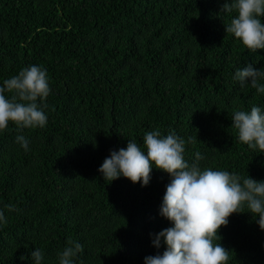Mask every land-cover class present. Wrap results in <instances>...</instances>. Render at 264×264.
I'll list each match as a JSON object with an SVG mask.
<instances>
[{"label":"trees","instance_id":"1","mask_svg":"<svg viewBox=\"0 0 264 264\" xmlns=\"http://www.w3.org/2000/svg\"><path fill=\"white\" fill-rule=\"evenodd\" d=\"M223 3L0 0V87L31 65L47 71L50 87L43 128L10 122L0 132V264H35L36 249L41 264H59L70 240L83 247L74 264H145L162 255L166 246L153 241L172 227L160 214L171 177L153 167L142 187L99 172L129 140L143 147L149 131L196 137L186 144L189 163L200 152L202 169L264 182V153L232 127L236 110H264V94L234 79L248 64L264 69V49L226 33L235 13L221 12ZM243 211L219 229L218 242L232 253L228 264H264L259 217Z\"/></svg>","mask_w":264,"mask_h":264},{"label":"clouds","instance_id":"2","mask_svg":"<svg viewBox=\"0 0 264 264\" xmlns=\"http://www.w3.org/2000/svg\"><path fill=\"white\" fill-rule=\"evenodd\" d=\"M235 13L225 26L226 33L242 41L245 48L256 52L264 49V0H224L220 10ZM234 79L241 87L250 82L258 94H264V69L252 64L238 69ZM6 93L8 95H6ZM50 94L47 71L36 65L22 69L18 75L3 82L0 87V132L9 123L17 128H43L48 120L41 104ZM38 100L41 103H38ZM232 127L238 139L252 150L264 153V110L253 106L248 111L236 110ZM187 140L174 131L162 135L159 129L144 135L143 147L129 140L126 149L112 151L99 168L104 180L114 181L123 176L133 184H149L153 167L170 177L160 209V214L172 227L156 235L153 245L166 246L162 255L148 256L145 264H228L231 254L218 242V231L226 227L234 213H243L246 206L253 217H259L258 225L264 231V182H257L248 175L241 177L228 171L202 169L204 159L196 152L195 161L185 159ZM17 143L28 150L29 141L17 136ZM7 211H16L15 205H7ZM0 223H7L5 211L0 209ZM83 251L81 244L69 241L58 253L59 264H74V258ZM35 264H41L43 253L36 249L31 253ZM23 259V258H22Z\"/></svg>","mask_w":264,"mask_h":264}]
</instances>
